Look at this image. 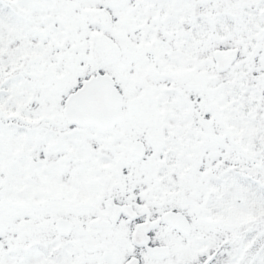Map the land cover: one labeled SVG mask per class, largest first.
I'll use <instances>...</instances> for the list:
<instances>
[{
  "label": "snow or ice",
  "instance_id": "6c2138e0",
  "mask_svg": "<svg viewBox=\"0 0 264 264\" xmlns=\"http://www.w3.org/2000/svg\"><path fill=\"white\" fill-rule=\"evenodd\" d=\"M0 264H264V0H0Z\"/></svg>",
  "mask_w": 264,
  "mask_h": 264
}]
</instances>
